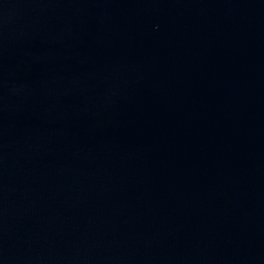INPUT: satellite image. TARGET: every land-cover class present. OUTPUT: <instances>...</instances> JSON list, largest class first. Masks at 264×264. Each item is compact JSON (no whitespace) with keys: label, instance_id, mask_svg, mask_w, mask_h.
I'll return each mask as SVG.
<instances>
[{"label":"water","instance_id":"95a60500","mask_svg":"<svg viewBox=\"0 0 264 264\" xmlns=\"http://www.w3.org/2000/svg\"><path fill=\"white\" fill-rule=\"evenodd\" d=\"M0 264H264V0H0Z\"/></svg>","mask_w":264,"mask_h":264}]
</instances>
